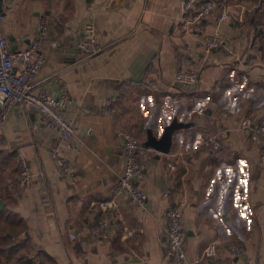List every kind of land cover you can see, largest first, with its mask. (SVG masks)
Listing matches in <instances>:
<instances>
[{
  "label": "crops",
  "instance_id": "1",
  "mask_svg": "<svg viewBox=\"0 0 264 264\" xmlns=\"http://www.w3.org/2000/svg\"><path fill=\"white\" fill-rule=\"evenodd\" d=\"M112 2L0 0L3 31L13 49L26 48L48 22L55 46L34 92L66 90L74 102L69 114L85 135V145L72 155L74 171L60 177L50 154L58 143L55 129L36 110L13 105L0 129V240H8L0 247L20 264H172L165 250V214L187 194L190 261L218 242V259L198 264H264V162L250 129L241 126L244 118L255 123L264 113L260 24L243 23L237 6L232 21L210 16L191 26L192 10L184 0ZM91 13L103 51L90 58L66 52V42L77 47ZM214 33L226 45L207 56L200 40ZM194 68L201 69V79L192 95L176 86V76ZM200 107L204 116L196 113ZM174 118L192 125L175 132L170 153L149 152L143 145L147 127L159 137ZM131 126L149 161L143 182L148 202L135 212L123 205V220L109 237L99 238L90 229L102 217L98 203L111 198L121 174L123 132ZM213 134L222 142L219 151L206 144ZM18 153L34 175L25 189L18 184ZM171 160L174 171L168 168ZM231 245L243 246L245 257H232Z\"/></svg>",
  "mask_w": 264,
  "mask_h": 264
},
{
  "label": "built area",
  "instance_id": "2",
  "mask_svg": "<svg viewBox=\"0 0 264 264\" xmlns=\"http://www.w3.org/2000/svg\"><path fill=\"white\" fill-rule=\"evenodd\" d=\"M185 9H190L192 18L188 24L197 26L210 16H215L219 23L232 21L236 12L231 7L221 3V0H184ZM5 15L0 3V129L6 124L15 104H22L27 108H34L42 119L53 126L58 136V143L50 150L55 163L57 174L65 177L74 171L72 155L81 151L85 145L84 132L77 126L69 112L74 105L68 92L62 90L59 94H51L44 90L35 93L34 82L46 64L52 47L50 39L51 27L48 22H42L35 39L24 49H13L3 31ZM204 54L210 56L220 50L226 42L218 33L206 34L200 40ZM76 46L81 53L90 58L104 49L100 42L96 14H89L83 22L81 34L77 38ZM201 79V69L182 70L176 80L181 82L188 93L193 95ZM198 116L205 115V108L196 110ZM227 117V114L224 115ZM242 128L250 129L251 142L260 148V161L264 162V113L257 122L246 117L241 122ZM206 144L213 151L222 148L218 134L208 137ZM142 139L129 129L123 132V167L117 183L111 191V198L98 203L102 217L90 233L99 238L109 237L119 221H122L121 207L128 206L133 212L146 208L148 194L143 186L146 178L148 158L141 154ZM149 152L154 149L149 147ZM19 170L18 184L25 189L32 185L34 175L23 154H17ZM171 171L175 170V162L168 163ZM171 192L166 191L165 198H170ZM187 194H182L174 206L166 211V254L172 264H198L202 260H217L219 257L218 242H210L202 254L190 261L187 258L185 246L187 232L184 225V208L189 202ZM132 234V232H129ZM71 239H76L71 233ZM229 254L232 257L243 258L246 250L241 245H231Z\"/></svg>",
  "mask_w": 264,
  "mask_h": 264
},
{
  "label": "rangeland",
  "instance_id": "3",
  "mask_svg": "<svg viewBox=\"0 0 264 264\" xmlns=\"http://www.w3.org/2000/svg\"><path fill=\"white\" fill-rule=\"evenodd\" d=\"M221 3L232 9H236L237 6V18L240 15L243 23L249 24L257 21L260 24V28L263 30L261 38H264V0H221ZM111 111L114 110L111 109ZM128 129L134 131V133L139 136L137 128L131 126ZM10 232L13 231L10 230ZM6 244L7 242L0 240V245L3 246L2 248H4ZM2 248L0 247V264H20V262H10L6 254L7 250Z\"/></svg>",
  "mask_w": 264,
  "mask_h": 264
},
{
  "label": "water",
  "instance_id": "4",
  "mask_svg": "<svg viewBox=\"0 0 264 264\" xmlns=\"http://www.w3.org/2000/svg\"><path fill=\"white\" fill-rule=\"evenodd\" d=\"M116 1L119 2L120 0H113L112 6L116 4ZM69 46V42L64 43L66 52H68L69 50H73L76 51V53H81V50L78 47L70 48ZM176 86L180 88L183 85L181 82L177 81ZM31 110L32 112H35L34 108H31ZM191 125L192 124L190 123L179 122L177 118H174V120L170 124L163 128V131L161 132L159 137L154 133L153 129L148 126L146 131L147 137L143 145L145 147H151L162 154H168L170 153L173 145L175 132L183 128H188Z\"/></svg>",
  "mask_w": 264,
  "mask_h": 264
},
{
  "label": "trees",
  "instance_id": "5",
  "mask_svg": "<svg viewBox=\"0 0 264 264\" xmlns=\"http://www.w3.org/2000/svg\"><path fill=\"white\" fill-rule=\"evenodd\" d=\"M7 238L3 239L5 242H7L8 240H6Z\"/></svg>",
  "mask_w": 264,
  "mask_h": 264
}]
</instances>
